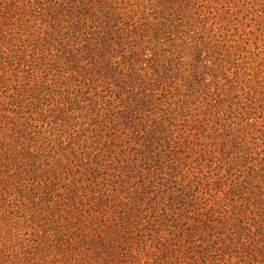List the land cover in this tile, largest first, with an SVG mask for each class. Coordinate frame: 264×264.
<instances>
[{
    "label": "rangeland",
    "instance_id": "1",
    "mask_svg": "<svg viewBox=\"0 0 264 264\" xmlns=\"http://www.w3.org/2000/svg\"><path fill=\"white\" fill-rule=\"evenodd\" d=\"M0 264H264V0H0Z\"/></svg>",
    "mask_w": 264,
    "mask_h": 264
}]
</instances>
